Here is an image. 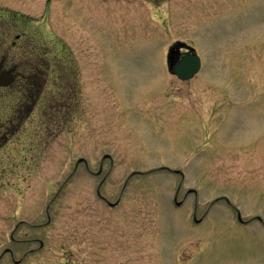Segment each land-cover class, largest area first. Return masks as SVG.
<instances>
[{
	"label": "rangeland",
	"instance_id": "374dc122",
	"mask_svg": "<svg viewBox=\"0 0 264 264\" xmlns=\"http://www.w3.org/2000/svg\"><path fill=\"white\" fill-rule=\"evenodd\" d=\"M0 63V264H264V0H0Z\"/></svg>",
	"mask_w": 264,
	"mask_h": 264
},
{
	"label": "water",
	"instance_id": "95a60500",
	"mask_svg": "<svg viewBox=\"0 0 264 264\" xmlns=\"http://www.w3.org/2000/svg\"><path fill=\"white\" fill-rule=\"evenodd\" d=\"M178 57V56H177ZM169 65L172 73L180 80H189L193 78L200 70V58L195 53H189L181 58L173 59L169 56ZM13 81V77L9 72L0 75V86L9 85Z\"/></svg>",
	"mask_w": 264,
	"mask_h": 264
},
{
	"label": "flooded vegetation",
	"instance_id": "af4514ba",
	"mask_svg": "<svg viewBox=\"0 0 264 264\" xmlns=\"http://www.w3.org/2000/svg\"><path fill=\"white\" fill-rule=\"evenodd\" d=\"M177 49V50H176ZM175 49V51H173V54L174 55H176V54H178V51H179V48L177 47ZM180 56H182V54H180ZM0 64H2V68H1V71H4V70H9V69H6V68H4V65H3V63H0ZM1 66V65H0ZM10 72H11V74L15 77V75H14V73L11 71V70H9Z\"/></svg>",
	"mask_w": 264,
	"mask_h": 264
}]
</instances>
